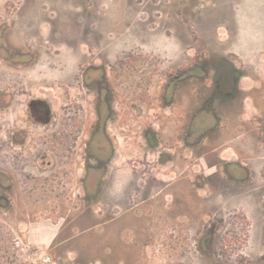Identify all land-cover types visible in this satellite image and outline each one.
Masks as SVG:
<instances>
[{
  "label": "flooded vegetation",
  "instance_id": "obj_1",
  "mask_svg": "<svg viewBox=\"0 0 264 264\" xmlns=\"http://www.w3.org/2000/svg\"><path fill=\"white\" fill-rule=\"evenodd\" d=\"M27 3L22 0L21 7ZM5 32L0 26V50L7 49ZM96 41L97 33L84 27L79 45L86 48L78 73L69 72L56 85L60 108L49 93L18 86V96L24 97L18 98V126L11 139L18 147V216L27 227L26 238L42 241L48 234L44 243L49 246L79 243L95 229L100 250L68 251L62 257L65 264H150L159 232L169 222L180 228L179 236L182 218L190 216L175 193L184 178L194 186L196 198L202 197L196 191L207 187L213 205L226 189L237 195L241 189L254 190L260 204L256 221L264 226V169L258 176L252 156L241 155V145L248 141L264 146V96L259 109L254 87L241 85L244 68L223 55H196L189 66L164 70L158 91L141 84L134 92L131 53L107 58ZM248 97L256 110L251 116L245 112ZM208 144L212 148L203 151ZM183 147L191 149V160ZM183 163L199 168L184 171ZM0 201L5 207L11 202L6 192ZM155 204L164 212L157 221L151 214ZM218 209L220 205L213 211ZM109 236L111 245L104 246Z\"/></svg>",
  "mask_w": 264,
  "mask_h": 264
},
{
  "label": "rangeland",
  "instance_id": "obj_2",
  "mask_svg": "<svg viewBox=\"0 0 264 264\" xmlns=\"http://www.w3.org/2000/svg\"><path fill=\"white\" fill-rule=\"evenodd\" d=\"M27 1L21 7L22 0H0V26L6 28L3 38L7 41V49L0 50V193L6 192L11 200L6 207L0 201V264H65L62 257L66 252H94L100 250L101 243L95 241V229L79 243L54 242L49 246L44 243L49 240L48 234L43 242L38 236L26 238L27 227L18 216V147L11 139L18 126V100L24 97L18 96V86L29 85V92L36 94L49 93L55 108H60L63 100L56 85L63 83L69 72L77 75L82 49L86 48L79 45L85 27L97 33L96 42L102 45L101 52L107 58H122L131 53L134 92L141 84H149L151 92L158 91V77L164 70L189 66L196 55H223L244 68L241 85L254 87L253 96L262 109L264 0ZM84 7L86 15L82 13ZM89 41L95 42L93 37ZM18 59L22 60L19 64ZM150 75L154 79L145 80ZM246 104L247 116L255 114L250 97ZM57 112L62 116L61 110ZM229 138L227 134L225 140ZM212 145H204L203 151L207 152ZM134 149L137 154L138 148ZM190 151L183 147L187 159ZM148 155L155 158L152 150ZM246 155L252 156L251 165L259 176L264 169V146L258 145L255 152L246 151ZM207 159L205 155L202 161ZM186 166L183 163L184 171L199 168ZM193 189L185 178L178 183L175 193L191 217L182 218L179 236L180 228L167 221L166 230L157 234L151 249L155 257L150 264H175L178 260L180 264H241L242 259L250 260L264 252V226L256 221L260 204L251 194L254 190L241 189L237 195L233 189H226L225 196L218 197V203L213 205L207 187L196 191L202 196L198 198ZM166 198L171 199L169 192ZM218 205L220 209L213 211ZM159 212L164 213L155 204L151 214L156 221ZM221 216L224 221H218ZM107 240L104 246L111 245L110 236ZM197 240L199 248L195 246Z\"/></svg>",
  "mask_w": 264,
  "mask_h": 264
},
{
  "label": "crops",
  "instance_id": "obj_3",
  "mask_svg": "<svg viewBox=\"0 0 264 264\" xmlns=\"http://www.w3.org/2000/svg\"><path fill=\"white\" fill-rule=\"evenodd\" d=\"M228 149L230 152H234L235 151L234 144L230 143ZM246 151L255 152V145L253 144V142L248 141L245 144L241 145V152H244L246 155Z\"/></svg>",
  "mask_w": 264,
  "mask_h": 264
},
{
  "label": "trees",
  "instance_id": "obj_4",
  "mask_svg": "<svg viewBox=\"0 0 264 264\" xmlns=\"http://www.w3.org/2000/svg\"><path fill=\"white\" fill-rule=\"evenodd\" d=\"M241 264H264V252L250 260L242 259L240 261Z\"/></svg>",
  "mask_w": 264,
  "mask_h": 264
}]
</instances>
